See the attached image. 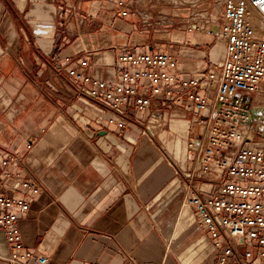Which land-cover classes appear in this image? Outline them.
Returning <instances> with one entry per match:
<instances>
[{"label":"crops","instance_id":"1","mask_svg":"<svg viewBox=\"0 0 264 264\" xmlns=\"http://www.w3.org/2000/svg\"><path fill=\"white\" fill-rule=\"evenodd\" d=\"M65 1L78 7L61 18ZM79 17L94 26L71 35ZM118 18L113 0H0V195L29 201L16 224L22 251L44 254L47 264H215L177 177L192 116L151 109L138 115L148 133L133 124L119 132L110 112L57 96L54 68L65 57L88 56V73L112 82L116 47H142L151 36L138 17ZM172 37L183 76L223 58L220 39ZM25 178L38 193L27 194ZM10 254L0 227V264H12Z\"/></svg>","mask_w":264,"mask_h":264},{"label":"built area","instance_id":"2","mask_svg":"<svg viewBox=\"0 0 264 264\" xmlns=\"http://www.w3.org/2000/svg\"><path fill=\"white\" fill-rule=\"evenodd\" d=\"M189 1L164 0L160 3L173 9L153 14L147 0H113L118 17H138L140 30L151 36L142 47H116L112 82L88 73V56L65 57L54 68L61 83L57 96L79 97L110 112L107 122L119 132L133 124L148 133L138 115L151 109L176 106L190 114L185 165L177 171L185 193L182 205L193 209L214 249L215 264H264V0ZM76 7L65 1L57 12L62 18ZM63 22L68 20L63 17ZM86 22L77 19L81 27ZM176 32L220 39L219 65L183 76L173 44ZM21 183L30 196L40 190L31 178ZM29 207L24 198L0 195L9 260L35 258L47 264L44 254L22 251L16 224Z\"/></svg>","mask_w":264,"mask_h":264},{"label":"rangeland","instance_id":"3","mask_svg":"<svg viewBox=\"0 0 264 264\" xmlns=\"http://www.w3.org/2000/svg\"><path fill=\"white\" fill-rule=\"evenodd\" d=\"M148 2H147V6H146V9H148L151 13H155L156 11H157V9H160V10H163V11H170L171 9H173V8H171V7H169V6H166V5H164L163 3H160V2H163L164 0H147ZM156 1H158L159 2V5L158 4H156L155 5V2ZM210 1H212V0H210ZM191 11H193V10H190V12ZM188 13H189V10H188ZM120 18V17H119ZM118 18V19H119ZM120 20H123V19H120ZM136 24H137V26H138V28H140V26H141V24L139 23V21L138 22H136ZM76 25V28H74L73 29V31L71 32V33H79L80 35H82V30H84V29H82L81 27H79V25L78 24H75ZM87 25V27L88 28H91L92 26H94V22H89V23H87L86 24ZM85 42H87L88 43V40L86 39V40H84ZM217 44V43H216ZM215 44V45H216ZM214 45V43L212 44V45H210V46H208L207 47V50H209V49H211V47ZM214 45V46H215ZM213 46V47H214ZM212 47V48H213Z\"/></svg>","mask_w":264,"mask_h":264},{"label":"bare ground","instance_id":"4","mask_svg":"<svg viewBox=\"0 0 264 264\" xmlns=\"http://www.w3.org/2000/svg\"><path fill=\"white\" fill-rule=\"evenodd\" d=\"M165 1L170 2V3L179 1L181 4H184V5H185L186 2L187 3L190 2L189 0H165Z\"/></svg>","mask_w":264,"mask_h":264}]
</instances>
